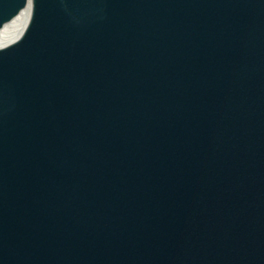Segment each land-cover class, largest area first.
<instances>
[{"label":"water","instance_id":"obj_1","mask_svg":"<svg viewBox=\"0 0 264 264\" xmlns=\"http://www.w3.org/2000/svg\"><path fill=\"white\" fill-rule=\"evenodd\" d=\"M0 264H264V0H0Z\"/></svg>","mask_w":264,"mask_h":264}]
</instances>
